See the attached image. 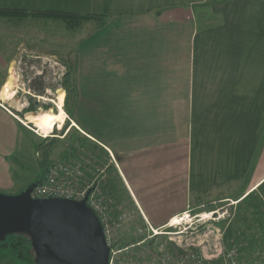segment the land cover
Instances as JSON below:
<instances>
[{
    "label": "crops",
    "instance_id": "crops-1",
    "mask_svg": "<svg viewBox=\"0 0 264 264\" xmlns=\"http://www.w3.org/2000/svg\"><path fill=\"white\" fill-rule=\"evenodd\" d=\"M0 8L96 15L82 47L88 155L98 149L124 191L165 213L150 216L154 227L192 211L189 194L211 205L264 198V0H0ZM21 127L0 106L1 191Z\"/></svg>",
    "mask_w": 264,
    "mask_h": 264
},
{
    "label": "rangeland",
    "instance_id": "rangeland-1",
    "mask_svg": "<svg viewBox=\"0 0 264 264\" xmlns=\"http://www.w3.org/2000/svg\"><path fill=\"white\" fill-rule=\"evenodd\" d=\"M94 23H97L96 19H90L79 27L68 28L62 20L0 16V106L12 111L22 124L12 157L13 179L7 191L1 192H21L27 184L44 175L45 166L50 169L57 159H64L76 136L88 138L83 132V106L86 103L82 94L85 71L82 47ZM90 96L94 95L91 93ZM92 100L94 108L91 112L95 110L98 115L99 103L97 98ZM91 112L88 108V113ZM50 114H58L61 119L54 123L51 132H47L41 124ZM108 154L113 158L111 151ZM161 170L160 176L173 178L175 175L173 171L163 175L167 170ZM111 182L123 192L131 206L140 205L153 226L155 223L150 216L157 222L165 220V213L151 205L152 208H143L140 198L136 197L137 202H134L133 192L130 189L124 191L126 188L120 181L112 177ZM239 192L234 193V198ZM263 200L259 193H252L243 200L220 199L219 203L211 205L207 198L189 194L187 202L193 208V214L197 212L209 217V210L216 209L219 220L206 218L200 221L197 217L182 225L166 226L174 215L161 225L163 228L159 229L154 244L156 247L166 243L171 246L172 237L179 244L189 249L198 248L200 253L202 249L206 254L217 250L226 253L227 249L236 246L242 261H253L264 253ZM3 242H0V264H36L29 235L13 233ZM13 242L21 243V247H14ZM214 261L217 264L225 262L223 255L208 264H214Z\"/></svg>",
    "mask_w": 264,
    "mask_h": 264
},
{
    "label": "built area",
    "instance_id": "built-area-1",
    "mask_svg": "<svg viewBox=\"0 0 264 264\" xmlns=\"http://www.w3.org/2000/svg\"><path fill=\"white\" fill-rule=\"evenodd\" d=\"M67 152L64 159H57L50 167L47 179L33 190L32 195L37 198H87V204L102 223L110 247L109 264H208L221 255L224 264H264V253L248 263L242 261L236 246L227 249L226 253L217 250L206 254L202 249L201 253L198 248L189 249L171 237V246L166 243L156 247V236L163 227H154L138 203L137 207L130 205L123 192L112 184L106 166L95 163L88 150L79 144L76 150L70 146ZM133 200L137 202L134 195ZM208 213L209 217H203L191 210L184 211L175 215L179 216V223L172 224L171 219L166 226L182 225L197 217L200 221L206 218L219 220L218 210Z\"/></svg>",
    "mask_w": 264,
    "mask_h": 264
},
{
    "label": "water",
    "instance_id": "water-1",
    "mask_svg": "<svg viewBox=\"0 0 264 264\" xmlns=\"http://www.w3.org/2000/svg\"><path fill=\"white\" fill-rule=\"evenodd\" d=\"M48 177L17 194L0 191V242L12 233L30 236L36 264H109L102 223L87 198L33 197Z\"/></svg>",
    "mask_w": 264,
    "mask_h": 264
},
{
    "label": "trees",
    "instance_id": "trees-1",
    "mask_svg": "<svg viewBox=\"0 0 264 264\" xmlns=\"http://www.w3.org/2000/svg\"><path fill=\"white\" fill-rule=\"evenodd\" d=\"M0 16H4V17H8V18H21V19H25V18L30 17V16L31 17H43V18H47V19H56V20H62L68 28H75V27H79L80 25H82L87 20L92 19L93 16H96V15H91V14H86V13L70 12V11H50V10H28V9H4V8H0ZM85 142H86L85 137H83L82 135L76 136L74 138V141L71 144V146H72L73 150H76V146L79 144L80 147H84L87 150H89L87 148V144H85ZM90 156L92 157V159L94 160L95 163L100 164L102 162V158L100 156V152L98 151V149H95V148L92 149ZM44 169H45L44 175L39 179H43L45 177V175L47 174V171L49 170V166L48 165L45 166ZM35 181H37V180H35ZM27 185H29V184H27ZM21 191H22V189H21ZM9 235H11V234H9ZM13 244H14L13 246L16 248L18 246L21 247V243L13 242ZM214 264H217V262L214 261Z\"/></svg>",
    "mask_w": 264,
    "mask_h": 264
},
{
    "label": "bare ground",
    "instance_id": "bare-ground-1",
    "mask_svg": "<svg viewBox=\"0 0 264 264\" xmlns=\"http://www.w3.org/2000/svg\"><path fill=\"white\" fill-rule=\"evenodd\" d=\"M61 118L58 114H50L47 116V118H45L42 122V128H44L47 132H51L53 126H54V123L56 121H59ZM207 214V213H205ZM204 214V215H205ZM179 216H174L173 219H172V224L174 223H179L180 220L178 218Z\"/></svg>",
    "mask_w": 264,
    "mask_h": 264
}]
</instances>
